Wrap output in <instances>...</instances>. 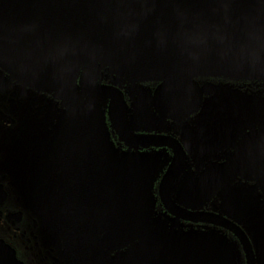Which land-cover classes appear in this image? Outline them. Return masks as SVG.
Returning a JSON list of instances; mask_svg holds the SVG:
<instances>
[{
  "label": "flooded vegetation",
  "instance_id": "1",
  "mask_svg": "<svg viewBox=\"0 0 264 264\" xmlns=\"http://www.w3.org/2000/svg\"><path fill=\"white\" fill-rule=\"evenodd\" d=\"M49 44L48 54L29 45L37 58L28 68L0 64V256L8 261L12 250L20 264H106L132 249L138 264H168L173 247L212 242L225 251L224 264H264V193L250 168L262 157L264 82L193 75L184 99L158 89L166 78L113 67L87 41ZM81 75L110 89L91 94ZM82 102L145 191L130 226L107 229L106 209L91 210L98 202L85 192L107 187L102 153L61 149L59 125L64 117L78 123ZM66 183L69 194L61 191ZM65 209L70 223L101 225L78 237L71 231V243L59 224Z\"/></svg>",
  "mask_w": 264,
  "mask_h": 264
},
{
  "label": "water",
  "instance_id": "2",
  "mask_svg": "<svg viewBox=\"0 0 264 264\" xmlns=\"http://www.w3.org/2000/svg\"><path fill=\"white\" fill-rule=\"evenodd\" d=\"M69 39H81L98 47L113 67L115 63L122 64L147 77L166 78L170 82L158 89L168 95L183 94L184 99L192 91L189 80L193 75L264 82V0H0L1 65L28 68L35 56L30 44L48 54L53 51L50 41L64 43ZM85 49L94 54L90 48ZM86 69L84 66L82 71ZM64 85L65 90H70L67 81ZM80 87L96 95L110 89L93 84L89 75L80 76ZM74 113L79 115L78 123H73L74 119L66 123L64 117L59 125L62 151L100 152L102 158L97 159L105 163L107 187L85 192L98 202L90 205L92 212L106 209L107 224H103L107 229L132 225L136 205L146 199L141 181L125 159L104 141L93 106L82 102ZM257 151L261 160L250 168L264 193V143ZM173 175L166 176L165 186ZM65 178L69 181V172ZM61 191L69 194L67 183ZM100 200H104L101 206ZM59 221L69 242L71 231L78 237L101 225L97 219L70 223L68 209ZM73 226L76 228L71 230ZM142 230L148 238V227ZM82 242L77 239L79 246ZM212 244L177 245L166 254L164 262L224 264L225 251L221 245L215 250ZM133 252L131 249L106 258V264H138L139 255ZM10 254L8 261L0 256V264H20L12 250Z\"/></svg>",
  "mask_w": 264,
  "mask_h": 264
}]
</instances>
